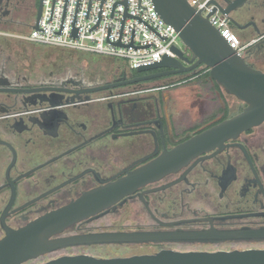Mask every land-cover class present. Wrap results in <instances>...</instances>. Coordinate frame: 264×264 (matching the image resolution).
Masks as SVG:
<instances>
[{
	"label": "flooded vegetation",
	"instance_id": "af4514ba",
	"mask_svg": "<svg viewBox=\"0 0 264 264\" xmlns=\"http://www.w3.org/2000/svg\"><path fill=\"white\" fill-rule=\"evenodd\" d=\"M215 1L244 48L241 57L264 73V0ZM42 2L0 0V25L5 27L0 31V243L74 209L71 214L79 218L67 221L49 241L130 233H198L205 238L79 244L21 264L101 258L96 253L264 250V239L217 237L264 232V123L172 165L174 150L240 114L246 104L202 73L204 66L94 90L134 78L118 66L99 82L89 66L77 61L54 54L35 57L51 48L20 38L35 24L28 26L22 17L32 13L36 22ZM190 86V94L174 91ZM159 160L168 162L163 175L138 178Z\"/></svg>",
	"mask_w": 264,
	"mask_h": 264
},
{
	"label": "water",
	"instance_id": "95a60500",
	"mask_svg": "<svg viewBox=\"0 0 264 264\" xmlns=\"http://www.w3.org/2000/svg\"><path fill=\"white\" fill-rule=\"evenodd\" d=\"M161 18L172 26L185 47H174L176 58L166 56L161 62L141 67L137 70L143 74L134 79L124 80L119 84L98 87L105 90L118 86L149 82L165 77L194 72L204 66L209 69L211 78L225 91L246 104L238 115L228 119L205 133L181 145L170 155L177 159L172 165L180 166V158L202 152L205 147L219 146L229 139L264 123V73L252 69L245 60L221 36L220 31L204 17L201 10H196L189 0H153ZM220 5L213 0L209 3ZM39 10L37 21L41 15ZM37 28V27H36ZM188 52V53H187ZM159 71L155 73H150ZM125 79V78H124ZM206 150V149H205ZM185 162V161H184ZM168 162L159 160L138 173V178L163 175ZM142 180V179H141ZM74 209L55 213L41 224L17 233V240L0 243V264H21L40 254L56 248L85 244H141L159 242H195L203 241L205 235L165 234V233H130L101 234L84 237L49 241L48 238L69 225L74 216ZM218 240L264 239V232L234 233L217 236ZM47 264H264V250H246L217 253H178L162 251L155 254L134 255L130 257L95 258L90 256L63 257Z\"/></svg>",
	"mask_w": 264,
	"mask_h": 264
},
{
	"label": "built area",
	"instance_id": "2783aa9c",
	"mask_svg": "<svg viewBox=\"0 0 264 264\" xmlns=\"http://www.w3.org/2000/svg\"><path fill=\"white\" fill-rule=\"evenodd\" d=\"M213 0H189L241 56L244 48ZM37 27V28H36ZM49 48L98 55L122 62L125 71L176 58L181 41L153 0H43L32 32L20 37Z\"/></svg>",
	"mask_w": 264,
	"mask_h": 264
},
{
	"label": "trees",
	"instance_id": "16d2710c",
	"mask_svg": "<svg viewBox=\"0 0 264 264\" xmlns=\"http://www.w3.org/2000/svg\"><path fill=\"white\" fill-rule=\"evenodd\" d=\"M50 52H52L54 55L59 57L61 60L64 61H77L76 63L81 64V65H87L91 69V73L95 74L98 76V80L101 79V81H104V77H107L109 75L114 67H122L124 68V65L122 62L112 60V59H105V58H99L91 55H87L84 53H79V52H74V51H67V50H60V49H55L51 48L49 49ZM159 71H154L150 73H155ZM202 73H206L209 75V69L204 68ZM131 78H135L138 76H141L143 74L138 73L137 71H130Z\"/></svg>",
	"mask_w": 264,
	"mask_h": 264
},
{
	"label": "rangeland",
	"instance_id": "374dc122",
	"mask_svg": "<svg viewBox=\"0 0 264 264\" xmlns=\"http://www.w3.org/2000/svg\"><path fill=\"white\" fill-rule=\"evenodd\" d=\"M22 18H23L22 21H24V23L27 24L28 26H32L33 23H35L34 17L32 15V13L31 14L30 13H27ZM7 28L8 27H6V29ZM3 30H5V27H3V26L0 25V31H3ZM31 32H32V29H30L28 31L27 35L30 34ZM179 47L181 49L185 50V47L183 46V44H182L181 41L179 42ZM52 54L53 53L50 52V50H49V52H47L46 49H45L44 51H37L36 54H34V56L35 57H38V58H40V57L52 58V57H54ZM87 55H91V54H87ZM91 56L108 59L106 57H102V56H98V55H91ZM116 71H117V67H114L113 71L109 75H107V77H104V79L105 80H108V78L111 75H113ZM169 80L170 79H166L164 81H158V82H155V83H151V84L148 85V87H152V86H154L156 84H161L163 82H168ZM97 81L102 82L101 79L100 80L97 79ZM191 90H193V87L192 86L185 87V88H178V89H176L174 91H176V92L179 91V92H182V93H188V94H190ZM234 106H235V104H234ZM234 106H232L233 107L232 108V112L233 113L236 112L235 109H234ZM96 254L98 256H100L101 258H115V257H130V256H134V255H146V254H155V253H96Z\"/></svg>",
	"mask_w": 264,
	"mask_h": 264
}]
</instances>
